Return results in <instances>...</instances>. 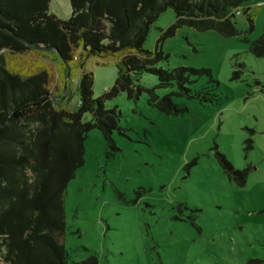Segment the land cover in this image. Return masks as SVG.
I'll return each mask as SVG.
<instances>
[{
	"label": "rangeland",
	"instance_id": "1",
	"mask_svg": "<svg viewBox=\"0 0 264 264\" xmlns=\"http://www.w3.org/2000/svg\"><path fill=\"white\" fill-rule=\"evenodd\" d=\"M48 12L68 20L70 0H51ZM248 16L252 27L242 11L237 14L235 37L181 27L159 45L167 56L160 67L187 69L184 86L198 96L189 98L177 84L160 87L151 74L137 84L170 96L184 112H161L149 105L146 91L105 101L119 114L114 149L99 129L86 134L84 164L64 198L67 264L91 257L97 264H264V56L250 50L264 36V3ZM174 21L172 9L162 12L143 48L154 51ZM100 62L86 64L94 72V99L117 74L113 62L96 66ZM13 66L47 72L55 103L78 111L80 71L73 67L63 81L54 52L27 51L13 57ZM203 70L210 76L198 74ZM221 162L245 172V182Z\"/></svg>",
	"mask_w": 264,
	"mask_h": 264
},
{
	"label": "trees",
	"instance_id": "2",
	"mask_svg": "<svg viewBox=\"0 0 264 264\" xmlns=\"http://www.w3.org/2000/svg\"><path fill=\"white\" fill-rule=\"evenodd\" d=\"M51 0H0V264H67L64 198L69 181L84 164L86 134L97 128L114 149L111 138L117 127V109H106L105 101L126 92L129 99L142 91L149 105L165 114H179L170 96L158 97L137 83L142 74L157 77L158 86L177 84L185 88V68L164 70L167 58L159 46L181 27L196 32L214 31L223 37L239 35L235 19L241 11L248 16L252 6L264 0H70L71 16L60 20L48 12ZM172 9L175 21L155 43L154 51L143 48L158 16ZM44 49L61 61L63 81L72 71H80L79 108L69 112L55 103L49 90L47 72L16 70L13 57ZM264 56V36L250 48ZM90 60L96 66L111 61L117 68L112 87L93 98L94 72L86 70ZM74 67V68H73ZM192 72H196L192 70ZM210 76V71H198ZM90 122H83L84 115ZM227 172H245L221 162ZM81 264H97L91 257Z\"/></svg>",
	"mask_w": 264,
	"mask_h": 264
},
{
	"label": "flooded vegetation",
	"instance_id": "3",
	"mask_svg": "<svg viewBox=\"0 0 264 264\" xmlns=\"http://www.w3.org/2000/svg\"><path fill=\"white\" fill-rule=\"evenodd\" d=\"M70 76V73L67 75V78Z\"/></svg>",
	"mask_w": 264,
	"mask_h": 264
},
{
	"label": "built area",
	"instance_id": "4",
	"mask_svg": "<svg viewBox=\"0 0 264 264\" xmlns=\"http://www.w3.org/2000/svg\"><path fill=\"white\" fill-rule=\"evenodd\" d=\"M78 85V84H77Z\"/></svg>",
	"mask_w": 264,
	"mask_h": 264
}]
</instances>
